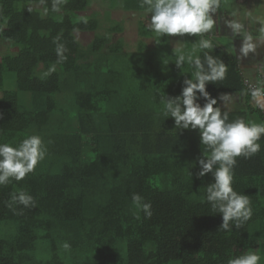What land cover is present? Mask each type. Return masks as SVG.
Here are the masks:
<instances>
[{
  "label": "trees",
  "instance_id": "trees-1",
  "mask_svg": "<svg viewBox=\"0 0 264 264\" xmlns=\"http://www.w3.org/2000/svg\"><path fill=\"white\" fill-rule=\"evenodd\" d=\"M93 1L63 0L52 11L53 0H0V44L18 48L11 51L8 44L0 54V89L6 72L16 84L0 96V143L15 146L39 135L47 149L34 171L0 185V264H228L245 252L259 255L264 247V136L260 152L237 157L234 167L233 188L248 195L253 214L241 228L233 223L231 231L222 230V214L206 200L214 176L198 175L199 159H206L210 149L202 145L198 129H178L174 118L163 114L161 98L180 95L184 81L155 78L135 89L123 83L118 88L113 70L93 82L81 71L90 53L82 52L75 32H94L92 61L98 54L107 61L102 51L121 54L122 44L111 40L123 31L120 22L102 34L97 16L78 15ZM109 3L148 12L142 0ZM149 23L139 18L141 37L155 35ZM58 45L65 48L62 62ZM209 54L227 67L223 80L207 84L211 97L245 91L230 56ZM38 68L46 75L38 76ZM64 73L88 81L73 89L75 113L62 111L58 117L55 96L62 91ZM119 78L122 82L125 76ZM198 102L203 106L206 100L199 96ZM228 114L230 120L248 121L243 110ZM22 190L34 205L12 201ZM133 194L151 204L150 218L133 203ZM65 242L70 251L62 247Z\"/></svg>",
  "mask_w": 264,
  "mask_h": 264
},
{
  "label": "clouds",
  "instance_id": "clouds-1",
  "mask_svg": "<svg viewBox=\"0 0 264 264\" xmlns=\"http://www.w3.org/2000/svg\"><path fill=\"white\" fill-rule=\"evenodd\" d=\"M63 0H53L52 11H58ZM141 6L147 7L150 16L149 29L157 36L165 34L184 35L199 34L201 39L193 46L192 53L184 54L174 49L175 64L183 68L189 63L194 72L191 78L184 80L182 93L175 97H162L163 114L172 117L178 129L199 130L202 145L210 149V155L199 159V176L208 173L214 176V182L207 186L206 200L214 213L222 214L220 229L231 231L238 229L252 216L251 202L248 195L237 192L233 188L234 167L237 157L250 158L261 150L260 141L264 136V123L246 121L244 118L229 119L227 110L222 112L217 106V99L207 91V84L223 80L227 67L222 59L205 52L203 60L193 54L197 50H212L214 44L210 39L203 38L214 27L216 20L213 14L221 7V0H142ZM258 35L254 36L245 30V26L235 20L227 21L233 36H242L243 43L240 54L247 56L255 52L258 46L264 45V20ZM59 61L66 59L63 45L57 46ZM54 67L50 71H54ZM253 98L264 96V85L253 87ZM202 96L206 103L198 102ZM47 153L42 137L31 135L18 145L0 143V185L10 179L22 180L34 171ZM12 201L24 207L34 205V198L25 191L13 194ZM132 201L147 217L152 216L151 204L144 202L140 194H133ZM62 247L70 251L71 245L65 242ZM260 256L254 252H245L228 261V264H259Z\"/></svg>",
  "mask_w": 264,
  "mask_h": 264
},
{
  "label": "crops",
  "instance_id": "crops-1",
  "mask_svg": "<svg viewBox=\"0 0 264 264\" xmlns=\"http://www.w3.org/2000/svg\"><path fill=\"white\" fill-rule=\"evenodd\" d=\"M213 16L216 23L211 32L204 34L203 38L210 39L214 44V49L197 50L193 55L201 56L205 52H224L228 54L235 62L246 87L245 91L242 92L218 94L217 106L221 107L222 112L224 110L228 112L243 110L246 112L247 120L254 123L257 122L253 117L259 115L264 123V96L253 98L251 95L252 87L264 85V45L258 46L255 52L242 56L239 50L243 43V37H234L232 30L227 25V21L235 20L242 23L247 32L254 36L258 35L261 27L260 21L264 20V0H221V7ZM153 37L151 45L144 44L143 47L139 48L141 51H152L153 55L151 60L146 63L145 68L140 66L141 72L143 71V80L169 77L171 81L177 83V81L188 79L187 77L180 78L185 73L178 74L180 69H187L188 64L185 63L183 68L173 66L163 60V57L158 53V49L171 50V54L174 53V49H180L184 53L188 51L192 53L193 46L198 43L201 36L198 34L197 38H188L187 34L172 36L165 34L163 39L157 35Z\"/></svg>",
  "mask_w": 264,
  "mask_h": 264
},
{
  "label": "rangeland",
  "instance_id": "rangeland-1",
  "mask_svg": "<svg viewBox=\"0 0 264 264\" xmlns=\"http://www.w3.org/2000/svg\"><path fill=\"white\" fill-rule=\"evenodd\" d=\"M25 6L29 8H41V5L39 4H27ZM78 15L86 16V17L97 16L98 19L100 20L99 33H102V34L105 33L106 30L110 26H113L114 24L118 22H120L123 27V31L121 33L115 32L111 36L112 41H114L115 43L118 42L122 44L120 56L116 57L115 53L110 54L106 51H102V53L106 55V57H103V58L104 59L108 58L107 61L105 62H102L100 59H97L99 58V54L97 55L96 60L92 61V57H95V56L91 57L93 53L90 50V42L94 38V32H75L74 33L77 40L79 41L81 45L82 52L87 51L90 53V56L88 58L89 59L88 65L85 64L81 68L82 72L88 73L89 81L93 82L96 76H99V77L107 76L109 71L113 70L110 74L115 75L114 82L117 84L118 88H119V84L121 83H123L126 86L131 85L132 87H134V89L137 86H139L141 82L143 81V74H142L143 71L141 72L140 66L145 68L146 63L150 61L151 57L153 56L152 51H149V50L141 51L139 50V48L143 47L142 45L144 44H148V46L151 45L154 37L153 36L141 37L139 35L138 20L140 17H143V16L145 19L150 20L151 14H149L148 12L126 11L120 5L110 6L109 0H94L85 12L78 13ZM187 35H188V38L198 37V34H195V35L187 34ZM188 42L190 43V41ZM8 44L10 45V43ZM8 44L7 43L0 44V54L5 53L9 50ZM10 47H11V51L13 50L18 51L17 47H13L11 45ZM171 52H172L171 50H165V49L159 50L158 49L159 55L163 57V60L165 62L171 63L173 66H176L175 53L171 54ZM189 53L191 52L188 51L187 53H184V54L187 55ZM116 58L120 59L121 62H124V64L123 63L120 64L118 61H116ZM110 59H112L111 63L114 66V68H112L110 64L108 63ZM95 64H97V67ZM187 64H188L187 69L185 70L180 69L178 71L179 75L185 73L184 75L180 76V78H185V77H187L188 79L191 78V73L194 72V68L189 63ZM122 66L125 68L130 67L131 69L126 70ZM135 68H138V70L140 71H137V72L133 71V69ZM36 74L41 77L46 75V73L41 72L39 68L37 69ZM120 75L125 76V79L122 82H121V79L119 78ZM85 81H88V79L83 78L77 81L73 77L72 74L64 73L63 80H62V85H63L62 91L55 96L57 103H58V106H57L58 110L56 111L55 115L57 114V116L59 117L60 116L59 114H61L62 111H64L67 116H72L75 113L76 101L74 98L73 89L75 87H81L82 83ZM15 89H16V84H15V79L13 75L11 73L6 72L5 73V87L3 88V90L0 89V96H2L4 90H15ZM253 119H255L257 123H263V120L259 117V115H257V117L254 116ZM260 253H259V256H260L259 264H264V247H263L262 252Z\"/></svg>",
  "mask_w": 264,
  "mask_h": 264
},
{
  "label": "built area",
  "instance_id": "built-area-1",
  "mask_svg": "<svg viewBox=\"0 0 264 264\" xmlns=\"http://www.w3.org/2000/svg\"><path fill=\"white\" fill-rule=\"evenodd\" d=\"M246 86H247V85H246ZM252 88H253V87H252ZM252 88H251V89H252Z\"/></svg>",
  "mask_w": 264,
  "mask_h": 264
}]
</instances>
